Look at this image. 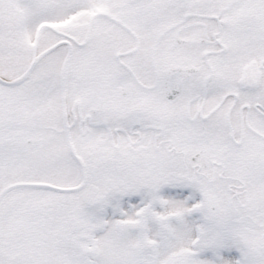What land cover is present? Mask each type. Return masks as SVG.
I'll return each instance as SVG.
<instances>
[{"label": "snow or ice", "instance_id": "snow-or-ice-1", "mask_svg": "<svg viewBox=\"0 0 264 264\" xmlns=\"http://www.w3.org/2000/svg\"><path fill=\"white\" fill-rule=\"evenodd\" d=\"M0 264H264V0H0Z\"/></svg>", "mask_w": 264, "mask_h": 264}]
</instances>
